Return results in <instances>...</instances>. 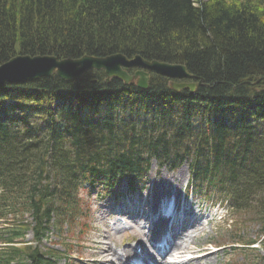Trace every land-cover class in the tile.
I'll return each mask as SVG.
<instances>
[{
  "label": "trees",
  "instance_id": "1",
  "mask_svg": "<svg viewBox=\"0 0 264 264\" xmlns=\"http://www.w3.org/2000/svg\"><path fill=\"white\" fill-rule=\"evenodd\" d=\"M227 1L0 0V64L15 50L58 59L119 53L181 64L206 85L176 94L153 79L140 92L117 80L106 84L96 72L0 87V106L7 98L19 102L0 111V264L45 259L13 241L27 229L38 238L71 220L79 166L131 181L151 159L170 170L187 163L199 192L208 186L236 213L251 207L264 231V0ZM61 90L76 92L79 110L48 111ZM119 102L129 105L127 121L113 118ZM87 108L96 123L82 122ZM243 155L256 162L246 164Z\"/></svg>",
  "mask_w": 264,
  "mask_h": 264
},
{
  "label": "rangeland",
  "instance_id": "2",
  "mask_svg": "<svg viewBox=\"0 0 264 264\" xmlns=\"http://www.w3.org/2000/svg\"><path fill=\"white\" fill-rule=\"evenodd\" d=\"M208 1V0H204ZM246 0H228L229 6L232 7H239V6H244L246 5L245 2ZM16 51V55L18 54V50ZM138 71H142L146 73L145 70H140V69H127L126 73L129 74L131 77L134 76V74ZM95 71L89 72L88 74L90 77H93ZM152 79H159L161 82H165L166 80L157 76H152ZM151 82L150 80V74L148 78V82ZM161 82H154L155 84L161 85ZM261 87L264 88V84L261 85ZM171 126V124H170ZM187 165V164H186ZM151 166H154L152 164ZM153 175H151L152 177ZM170 176V177H169ZM188 177V172L185 167H181L177 171L173 172L172 174H167L166 172H160L156 173L155 178L153 179L152 182H150L149 185V193L146 195V198L152 197L154 192H157L158 189L160 190H167V186L170 187V191H178L184 188V182L187 181ZM172 180H176V183H172ZM167 185V186H166ZM186 185V184H185ZM182 192V191H181ZM157 197V196H156ZM179 200L181 199V194L179 195ZM256 199L257 196H256ZM255 199V200H256ZM147 200V199H146ZM183 200V197H182ZM104 203L100 204L96 202V205L103 206L108 204L109 202L103 201ZM256 204V202H254ZM253 205L255 206V204ZM255 209V208H254ZM243 210V209H242ZM249 210V208H248ZM239 212V211H238ZM252 213V208L250 207V211L248 212H239L237 214L232 215L231 212L226 211V214L220 218H216L213 222L205 224V228L203 231L197 235V232H194L193 234L190 232L187 238H191L188 241V244L191 248L194 247H201L205 249V251L211 252L212 255H215L217 257L218 254L222 256V258L217 259H212L209 264H261L260 259L264 257V245L259 247L256 251L250 250L247 248H240V247H245V244L241 241V243H238V239H245L247 240H260L264 236V232H258L259 228V223L255 224V221L252 220L253 216L249 213ZM206 217L208 218L207 214ZM8 219H11L8 217ZM93 221L96 223V212L92 217ZM110 221V220H109ZM108 221V222H109ZM111 224L113 223L112 221L110 222ZM116 226H120V222L116 221ZM29 232V231H27ZM99 235L101 232L98 233ZM111 234H113L111 232ZM27 235V242L31 241V234H26ZM197 237H194V236ZM116 239L109 242V243H114L117 242L120 238L119 235H115ZM97 237L95 236L94 230H92L90 235L87 236H82V240L80 244L84 243L85 240L88 238V242L86 244H83L84 247L82 250L78 253L73 254V256H77L81 260L77 264H91L90 262L93 260L92 256L93 255H98V251L96 250V247L92 246V242L95 240L94 238ZM246 237V238H244ZM76 238V235L74 236V239ZM73 239V240H74ZM206 240V241H205ZM209 242V246L205 247V243ZM238 243V244H237ZM215 244V245H214ZM130 245H133V243H130ZM215 246L224 248L223 250L219 251L218 253L214 254V249ZM198 249H201L199 248ZM205 247V248H204ZM216 247V248H217ZM225 247H228L226 249ZM97 259V258H96ZM169 261V258H167Z\"/></svg>",
  "mask_w": 264,
  "mask_h": 264
},
{
  "label": "water",
  "instance_id": "3",
  "mask_svg": "<svg viewBox=\"0 0 264 264\" xmlns=\"http://www.w3.org/2000/svg\"><path fill=\"white\" fill-rule=\"evenodd\" d=\"M128 68H139L147 70L167 78L192 79L183 65L167 64L157 61H146L140 56L131 59L121 55L113 54L106 57L83 56L79 59L57 60L53 56H16L0 66V85L7 83H18L26 80H34L40 77H48L56 74L62 80H71L79 77L88 70H103L106 81L118 79L127 85L136 80V86L140 89L147 88V74L138 71L134 76H128L125 72ZM197 86H205L201 82ZM171 89L178 91L188 88L192 92L195 84H170Z\"/></svg>",
  "mask_w": 264,
  "mask_h": 264
},
{
  "label": "bare ground",
  "instance_id": "4",
  "mask_svg": "<svg viewBox=\"0 0 264 264\" xmlns=\"http://www.w3.org/2000/svg\"><path fill=\"white\" fill-rule=\"evenodd\" d=\"M243 159H244V161L247 162L246 164H251L252 165L253 162H256L253 155H246V156L243 155ZM172 183L175 184L176 183V180H173ZM157 193L158 194H161V193H163V191L160 190V189H158ZM168 194H170V192ZM173 194L174 195H177V191H174ZM164 197H165V195L162 194L160 196V199H163ZM156 200H158V199H156ZM144 206L147 208L146 205H144ZM185 215L189 218V222H195V221H197V219H195V218L192 219V220H190V215L187 212H185ZM147 220L145 219V222ZM161 224H163V221H160L157 225H161ZM154 225H155V223H152L151 221L147 225L148 228H149V229H147V231H149V234L147 236V240L150 241V242H152V239H151L152 231L156 227V225L155 226ZM202 227L199 224L194 223L191 227H188V229H191V230L193 229V231H198L199 233H201L202 230H200V229H202ZM169 238L172 240V244L169 241H168V244H171L172 250L173 251L174 250L176 251L175 254H174V256L172 257V260L170 261V263H166L163 258L156 257L154 255V252L155 251L153 249V246L152 245L151 246L150 245H146L144 243L142 245L143 246V249H142V255H143V257H148V260L147 261H152L155 264H197V261L196 260L182 261L183 258H184V256H185V254H187L189 251H192V249H194L195 254H197L198 253L197 247L196 248H190L189 245H185L184 247H179L183 243H186L185 242L186 240H184V238H182L179 235H175V236H171V237L169 235ZM104 240L105 241H108V239H104ZM179 242H181V243L179 244ZM96 245L99 247V251H100L99 254H101L103 257L110 256L112 258V261L110 259H108V260H101V261H99V264H114V263L121 264L122 261H123V258L124 257H127L129 254L132 253V251L130 249H123V250L119 251V254H120L119 255L116 252V250L110 249L109 246L106 243L105 244H102V243L98 242ZM169 252H170V250H169Z\"/></svg>",
  "mask_w": 264,
  "mask_h": 264
}]
</instances>
